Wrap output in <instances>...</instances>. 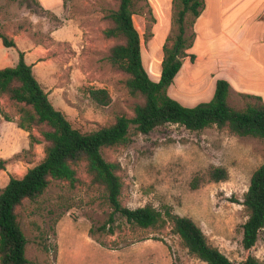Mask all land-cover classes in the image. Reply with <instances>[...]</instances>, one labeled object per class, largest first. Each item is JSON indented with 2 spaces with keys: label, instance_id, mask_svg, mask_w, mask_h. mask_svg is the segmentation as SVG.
<instances>
[{
  "label": "rangeland",
  "instance_id": "1",
  "mask_svg": "<svg viewBox=\"0 0 264 264\" xmlns=\"http://www.w3.org/2000/svg\"><path fill=\"white\" fill-rule=\"evenodd\" d=\"M137 1L144 7L143 0ZM167 1L147 0L154 22L146 9L133 20L141 38L143 66L154 82L160 77L162 45L172 30ZM115 7L112 0H0V34L15 42L14 48L0 42V69L14 66L22 53L51 105L81 132L110 125L118 115L131 117L134 100L123 75L111 70L107 56L113 43L102 36L103 16ZM209 8L207 16L214 14V7ZM215 15L213 24L219 23ZM189 54L194 55L193 62L183 60L188 68L197 57L194 52ZM229 58L223 52L203 56L196 69H207L208 75L236 69ZM195 71L182 70L168 88L169 96L187 107L207 99L197 96L207 89V83ZM91 89L106 90L109 104H96L89 96ZM230 103L242 106L236 95ZM4 115L12 122L5 121ZM18 118L15 108L0 97V190L44 157L43 144L29 143L30 134L40 139L38 132L18 128ZM102 154L121 166L123 206L151 205L158 210L168 206L194 221L209 244L232 263L249 256L264 263V228L251 249L241 245L246 221L241 202L253 172L264 162L263 141L216 127L190 132L165 125L148 135L131 133L127 146L106 148ZM211 167L226 169L227 180L210 182ZM76 171L79 181L74 188L52 181L38 199L24 201L17 209L29 264H205L188 254L170 226L140 229L118 216L110 223L111 209L103 190L91 184L84 163ZM194 179L198 187L190 189ZM109 227L113 234H108Z\"/></svg>",
  "mask_w": 264,
  "mask_h": 264
},
{
  "label": "trees",
  "instance_id": "2",
  "mask_svg": "<svg viewBox=\"0 0 264 264\" xmlns=\"http://www.w3.org/2000/svg\"><path fill=\"white\" fill-rule=\"evenodd\" d=\"M116 7L109 10L103 21L105 40L113 44L108 49L107 61L112 71L123 75L124 86L134 100L133 115H118L112 124L91 132H81L72 127L64 114L56 110L48 94L36 81L32 66L27 65L23 54L12 67L0 69V97L6 98L19 117L21 130L37 131L40 139L29 135V143L43 144L44 157L29 168L21 178L9 179L0 190V264H29L26 258L27 240L22 231L17 209L24 201H35L52 181L66 182L70 188L78 183L76 167L85 164L92 185L103 190L111 209L109 222L118 216L125 223L140 229L160 230L170 226L188 254L205 264H234L216 247L209 244L202 230L188 217L175 214L170 207L161 210L151 205L130 209L122 205L120 196L123 182L121 166L103 157L106 148L127 146L131 133L148 135L165 125H178L190 132H200L216 127L226 129L231 135L248 137L264 142V102L260 96L235 93L226 80L215 82L212 98L193 107L180 104L168 94L179 73L183 60L189 54L196 37L194 26L201 15L205 0H172V30L162 45L160 77L152 81L142 63L141 38L133 16H142L146 9L150 21L155 19L147 2L144 7L137 0H112ZM38 5V4H37ZM0 41L5 48H14L15 42L4 34ZM233 95L241 99L242 106L230 103ZM90 98L100 106H107L110 96L104 89H91ZM5 121L12 122L7 116ZM3 164L0 161V167ZM213 183L228 178L226 169L211 167L207 173ZM190 189L198 187L192 180ZM241 205L246 213L242 224L241 245L251 249L264 228V162L253 172ZM105 229V228H103ZM113 234V228H108ZM92 233V232H91ZM236 264H264L249 256Z\"/></svg>",
  "mask_w": 264,
  "mask_h": 264
},
{
  "label": "crops",
  "instance_id": "3",
  "mask_svg": "<svg viewBox=\"0 0 264 264\" xmlns=\"http://www.w3.org/2000/svg\"><path fill=\"white\" fill-rule=\"evenodd\" d=\"M171 1H167L168 21L172 16ZM209 5L214 7L213 13L219 22L217 24L212 23L214 14L206 15L210 9ZM135 16L138 15H134L133 20ZM194 31L196 39L189 52L197 55L196 61L190 63L189 68L182 63L173 84L182 70L187 68L205 76L207 89L197 94L198 97L207 98L203 102L212 98L218 79L226 80L233 92L260 96L264 102V0H205L204 9L195 23ZM222 52L230 57L231 63L237 65L236 69L216 70L209 75L206 73L207 69H196L199 58L215 57ZM147 66H150L149 62ZM191 74L193 73H189L190 77Z\"/></svg>",
  "mask_w": 264,
  "mask_h": 264
}]
</instances>
